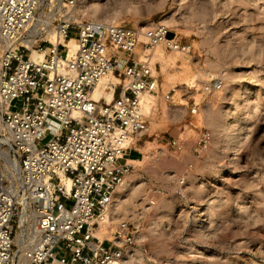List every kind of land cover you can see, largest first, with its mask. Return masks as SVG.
Returning a JSON list of instances; mask_svg holds the SVG:
<instances>
[{"label": "built area", "instance_id": "obj_1", "mask_svg": "<svg viewBox=\"0 0 264 264\" xmlns=\"http://www.w3.org/2000/svg\"><path fill=\"white\" fill-rule=\"evenodd\" d=\"M77 6L0 0V143L17 162L12 184L0 182V264H113L138 243L110 206L134 169L132 139L148 129L142 97L160 88L151 53L158 44L190 53L193 44L161 21L136 29L81 18ZM107 73L118 78L110 101L93 95ZM221 87L215 79L206 90ZM210 140L205 130L197 144ZM167 142L183 150L181 139Z\"/></svg>", "mask_w": 264, "mask_h": 264}, {"label": "rangeland", "instance_id": "obj_2", "mask_svg": "<svg viewBox=\"0 0 264 264\" xmlns=\"http://www.w3.org/2000/svg\"><path fill=\"white\" fill-rule=\"evenodd\" d=\"M77 8L81 18L136 29L167 18L170 36L193 44L190 53L158 44L165 73L151 53L157 105L146 132L132 139L125 210L111 218L129 220L138 243L119 261L264 264V0H78ZM174 53L188 54L187 64L167 62ZM215 79L222 87L206 90ZM205 130L211 140L199 146ZM171 136L182 151L168 144ZM11 159L0 143L3 186L15 178Z\"/></svg>", "mask_w": 264, "mask_h": 264}, {"label": "bare ground", "instance_id": "obj_3", "mask_svg": "<svg viewBox=\"0 0 264 264\" xmlns=\"http://www.w3.org/2000/svg\"><path fill=\"white\" fill-rule=\"evenodd\" d=\"M93 12H95V11H93ZM164 21L165 20H163V22ZM166 22L168 23L167 18H166ZM143 29L145 30V27H143ZM44 56H45V53L44 52H37V51H35L33 53V56L32 57L35 58V59H42V58H44ZM152 56H153V58H156L157 57L159 59L161 58V60L163 59V57H162V48L159 45H156L154 47V49H153V55ZM177 58H179L181 60L182 64L186 65L187 62H188L187 61L188 60L187 58H189V55L188 54L182 55V54L174 53L172 55V57H170V58H168L166 60H167V62H168V60H172L174 62V61H176ZM163 60H162V65H161V72L162 73H165L166 72V65H165L166 62H163ZM151 61H152V59H151ZM167 76L168 75H166L165 77H167ZM116 80L118 81V78L113 73H107V74H105L101 78L98 87L93 92L94 97L98 99L99 97L104 96L107 101H110L113 98V88H114V85L117 83ZM169 83H166V84H169ZM168 86L166 88H168ZM163 88L165 89V87H163ZM156 93H153V94H144L143 95L140 109H141V111L145 115L152 113L153 110L155 109V107L157 105V96L155 95ZM226 127H227V125H226ZM230 130H232V129H230ZM0 142H5L6 143V138H3V137L1 138V136H0ZM12 161L17 165V162L15 160H12ZM128 189H130V188H129V186H128L127 183L123 184L122 186H120L117 189V191H116V193L114 195L112 204L110 206V213L112 214V216H115L116 213L124 212L125 209H124V206H123V202L121 200V197H124L127 194V190ZM116 200H117V202H116ZM198 212H200L199 215H203V212H201V211H198ZM23 216H24V213L22 214V218H23ZM197 220H199V219H197ZM22 221H24V219H22ZM18 237H19V234H18ZM113 264H124V263L122 261L117 260Z\"/></svg>", "mask_w": 264, "mask_h": 264}]
</instances>
